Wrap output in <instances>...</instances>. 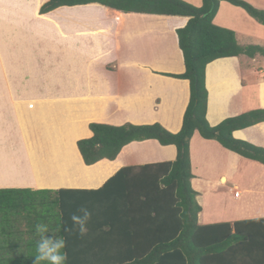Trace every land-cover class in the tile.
Listing matches in <instances>:
<instances>
[{
    "label": "crops",
    "instance_id": "crops-1",
    "mask_svg": "<svg viewBox=\"0 0 264 264\" xmlns=\"http://www.w3.org/2000/svg\"><path fill=\"white\" fill-rule=\"evenodd\" d=\"M47 1L0 0V84L6 85L0 92L8 96L0 104V264H32L35 225L48 224L46 236H52L62 217L59 201L75 196L59 191L96 190L124 167L176 158L174 146L134 142L115 161L88 167L77 142L93 136L90 124L158 123L176 134L190 98L188 81L160 75L185 71L177 30L188 18L125 14L97 4L40 15ZM241 1L264 11V0ZM214 24L235 32L243 47L264 48V25L240 7L221 2ZM206 87L212 127L264 111V55L213 61ZM233 137L264 150V119ZM190 156L198 224L247 222L264 233V165L199 132ZM263 239L259 235L250 253L245 249L249 255L240 264H264Z\"/></svg>",
    "mask_w": 264,
    "mask_h": 264
},
{
    "label": "trees",
    "instance_id": "trees-1",
    "mask_svg": "<svg viewBox=\"0 0 264 264\" xmlns=\"http://www.w3.org/2000/svg\"><path fill=\"white\" fill-rule=\"evenodd\" d=\"M223 1L244 9L264 25V11L241 0H203L201 7L184 0H48L41 6L40 15L62 7L97 4L125 14L188 18L186 26L177 30L184 73H160L189 82L190 98L181 130L173 134L158 123L142 126L92 123L89 128L93 136L77 142L88 167L103 160L115 161L123 148L134 142L156 141L164 147L174 146L176 158L124 167L96 190L59 191L75 195L59 201L62 209L59 235L67 242L68 264H128L129 261L134 264H240L249 255H245V249L250 253L257 242L261 243L259 235L264 233L255 226L247 228V222H236L233 227L231 224L200 226L201 207L191 187L190 143L195 132L264 165L263 149L233 137L234 130L263 120L264 111L227 119L216 127L207 121V66L222 58L264 55V48L243 47L237 42L235 32L214 24ZM85 206L93 215L88 235L81 238L71 231V215Z\"/></svg>",
    "mask_w": 264,
    "mask_h": 264
},
{
    "label": "clouds",
    "instance_id": "clouds-1",
    "mask_svg": "<svg viewBox=\"0 0 264 264\" xmlns=\"http://www.w3.org/2000/svg\"><path fill=\"white\" fill-rule=\"evenodd\" d=\"M92 211L88 207H81L76 213L71 215L72 229L78 233L81 238L88 235V225L92 219ZM48 224L38 222L35 225L34 232V255L31 257L32 264H68L67 242L64 236H56L59 228L53 231L52 236H46L50 231ZM22 250L20 249V252ZM128 264H134L129 261Z\"/></svg>",
    "mask_w": 264,
    "mask_h": 264
},
{
    "label": "rangeland",
    "instance_id": "rangeland-1",
    "mask_svg": "<svg viewBox=\"0 0 264 264\" xmlns=\"http://www.w3.org/2000/svg\"><path fill=\"white\" fill-rule=\"evenodd\" d=\"M6 87V85L4 84V85H2V84H0V90L2 91V88L4 89ZM5 91L3 90V93H4ZM3 93L2 92H0V104H1V102H2V100H4V99H7L8 98V96H3ZM75 164V167H78V165L76 164V163H74ZM72 168V167H71ZM79 168V167H78ZM77 169V168H76ZM75 168H72V170L73 171H75V173H78L79 171L78 170H76Z\"/></svg>",
    "mask_w": 264,
    "mask_h": 264
},
{
    "label": "built area",
    "instance_id": "built-area-1",
    "mask_svg": "<svg viewBox=\"0 0 264 264\" xmlns=\"http://www.w3.org/2000/svg\"><path fill=\"white\" fill-rule=\"evenodd\" d=\"M234 193H235V197L237 198V197H239L240 196V190L239 189H235L234 190Z\"/></svg>",
    "mask_w": 264,
    "mask_h": 264
},
{
    "label": "bare ground",
    "instance_id": "bare-ground-1",
    "mask_svg": "<svg viewBox=\"0 0 264 264\" xmlns=\"http://www.w3.org/2000/svg\"><path fill=\"white\" fill-rule=\"evenodd\" d=\"M64 17H71V14H70L69 16H64ZM64 17H63V18H64Z\"/></svg>",
    "mask_w": 264,
    "mask_h": 264
}]
</instances>
